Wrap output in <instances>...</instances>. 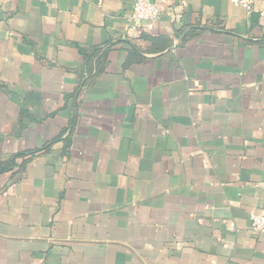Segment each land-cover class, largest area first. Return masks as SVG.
<instances>
[{
    "label": "crops",
    "instance_id": "0c3cea01",
    "mask_svg": "<svg viewBox=\"0 0 264 264\" xmlns=\"http://www.w3.org/2000/svg\"><path fill=\"white\" fill-rule=\"evenodd\" d=\"M0 0V264H264V0Z\"/></svg>",
    "mask_w": 264,
    "mask_h": 264
},
{
    "label": "built area",
    "instance_id": "2783aa9c",
    "mask_svg": "<svg viewBox=\"0 0 264 264\" xmlns=\"http://www.w3.org/2000/svg\"><path fill=\"white\" fill-rule=\"evenodd\" d=\"M230 1L234 6L244 9L249 15L255 10V0ZM160 14V8L150 0H133L130 20L133 24L140 25L157 20ZM250 220L254 231L264 230V214L253 213Z\"/></svg>",
    "mask_w": 264,
    "mask_h": 264
}]
</instances>
